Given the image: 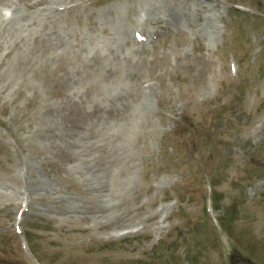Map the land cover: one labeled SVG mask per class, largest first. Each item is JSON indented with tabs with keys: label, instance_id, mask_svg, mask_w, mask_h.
I'll use <instances>...</instances> for the list:
<instances>
[{
	"label": "rangeland",
	"instance_id": "1",
	"mask_svg": "<svg viewBox=\"0 0 264 264\" xmlns=\"http://www.w3.org/2000/svg\"><path fill=\"white\" fill-rule=\"evenodd\" d=\"M145 1L59 5L66 50L27 72L0 37V264H264V0H155L165 20L113 37ZM48 8L0 0V32ZM92 148L135 150L117 230L53 216L91 210L68 154Z\"/></svg>",
	"mask_w": 264,
	"mask_h": 264
},
{
	"label": "bare ground",
	"instance_id": "2",
	"mask_svg": "<svg viewBox=\"0 0 264 264\" xmlns=\"http://www.w3.org/2000/svg\"><path fill=\"white\" fill-rule=\"evenodd\" d=\"M53 2L54 10L48 13L39 14L35 18L33 15H25L23 13L14 11L12 13L11 21L6 22L1 26L0 37L8 39L11 44L5 53L4 71L10 72H27L33 68L32 59L35 57V45L38 42H50L52 46L51 56L55 51L66 50L69 43L70 31L62 29L60 33L57 32L56 23L61 20L59 5L63 8H69L70 3L75 0H51ZM188 0H182L174 6L186 5ZM69 4V7H68ZM133 6V5H132ZM134 6H140L141 15L136 19H131L128 25H122L121 16L119 13L116 21V28L113 32V37L117 36L119 40L130 41L135 37L137 29L142 26L140 23L145 18H154L156 21H163L164 16H161L159 11V3L155 0H147L143 3L134 2ZM52 12V13H51ZM136 13V12H135ZM169 14V12H167ZM145 16V17H144ZM31 62V63H30ZM4 82V83H3ZM3 84L10 83L8 79L2 81ZM15 83V82H13ZM18 83V81H16ZM9 86V84H7ZM73 157L75 163L69 167V174L76 176L77 180L83 185L84 197L91 198L93 203L87 210L88 206L78 204L72 198L61 199L58 196L59 191H53V188L47 187L46 190L65 201L58 210L54 211L53 216L63 218L66 220H86L90 219L92 225L97 227L115 226L125 227L129 221L123 217L121 212V202L125 194L133 184L135 173V150L132 149H90L85 152L77 151L69 153ZM57 195V197H56ZM58 200V199H57ZM85 209V210H84ZM153 214L152 216H155Z\"/></svg>",
	"mask_w": 264,
	"mask_h": 264
}]
</instances>
